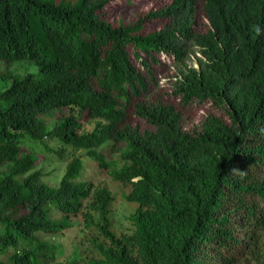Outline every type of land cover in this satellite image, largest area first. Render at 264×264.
<instances>
[{
	"label": "trees",
	"instance_id": "trees-1",
	"mask_svg": "<svg viewBox=\"0 0 264 264\" xmlns=\"http://www.w3.org/2000/svg\"><path fill=\"white\" fill-rule=\"evenodd\" d=\"M0 60L37 66L0 90V264L54 261L76 218L65 264H264V0H0ZM27 138L120 194L78 155L43 181Z\"/></svg>",
	"mask_w": 264,
	"mask_h": 264
},
{
	"label": "rangeland",
	"instance_id": "rangeland-1",
	"mask_svg": "<svg viewBox=\"0 0 264 264\" xmlns=\"http://www.w3.org/2000/svg\"><path fill=\"white\" fill-rule=\"evenodd\" d=\"M140 7L136 5L131 6L122 4V6L117 9L118 11L116 10L113 18L117 20L124 18L127 21H131L133 19V15L141 11L142 8L140 9ZM162 58L167 66L173 65V67H175L172 58H167L164 56H162ZM173 67L171 66V68ZM36 71L37 66L29 60H15L10 64L0 60V90L10 83L11 78L8 76L11 72L13 74L22 76L28 72ZM160 82H163V79ZM45 117L49 118L50 120L54 118V116L51 114H47ZM45 141L48 147L51 149V152H47L43 145L38 141H32L27 138L25 142L27 147L37 152V155H35V169L40 170L43 181L50 185H57L61 175L65 170V164L67 160L74 155H78L82 158L84 165L82 171L83 180L89 179L96 182L97 184L105 183L108 185L111 191L115 192L117 195L120 194L119 182L114 181L108 174H106L105 171H100L98 166L92 159H90L89 156L86 155L84 150L75 149L69 145L62 144L55 139H45ZM103 150L107 158L116 160L118 165L121 164L118 154L115 152H110L107 145H105ZM125 190H127V188H125ZM133 205L136 206V204ZM50 211L52 216H59V213L54 208H51ZM128 214L129 210L126 208V204L123 203V200L118 199L113 207V220L115 222L112 226L113 231H118L119 228L121 229L129 226L127 218ZM84 233L85 229L83 227L82 220L80 218H76L74 225L71 228L66 229L64 233L52 237L47 234L43 235V239L51 240L59 245L55 260L49 264H65L67 260L76 256L78 242L81 240ZM84 243L86 244V242Z\"/></svg>",
	"mask_w": 264,
	"mask_h": 264
},
{
	"label": "clouds",
	"instance_id": "clouds-1",
	"mask_svg": "<svg viewBox=\"0 0 264 264\" xmlns=\"http://www.w3.org/2000/svg\"><path fill=\"white\" fill-rule=\"evenodd\" d=\"M255 31L257 32V34H259V28L257 27L256 29H255Z\"/></svg>",
	"mask_w": 264,
	"mask_h": 264
}]
</instances>
